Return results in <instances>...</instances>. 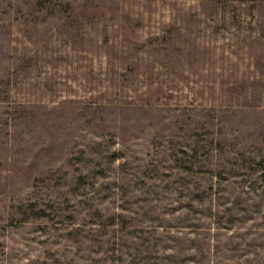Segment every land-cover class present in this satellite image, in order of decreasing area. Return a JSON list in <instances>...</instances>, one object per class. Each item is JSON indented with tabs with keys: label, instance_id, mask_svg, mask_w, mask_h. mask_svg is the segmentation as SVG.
I'll return each mask as SVG.
<instances>
[{
	"label": "rangeland",
	"instance_id": "1",
	"mask_svg": "<svg viewBox=\"0 0 264 264\" xmlns=\"http://www.w3.org/2000/svg\"><path fill=\"white\" fill-rule=\"evenodd\" d=\"M0 264H264V0H0Z\"/></svg>",
	"mask_w": 264,
	"mask_h": 264
}]
</instances>
